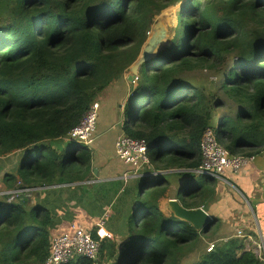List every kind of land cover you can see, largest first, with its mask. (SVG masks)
Returning <instances> with one entry per match:
<instances>
[{
	"label": "trees",
	"instance_id": "1",
	"mask_svg": "<svg viewBox=\"0 0 264 264\" xmlns=\"http://www.w3.org/2000/svg\"><path fill=\"white\" fill-rule=\"evenodd\" d=\"M173 4H180L178 23L141 65L124 103L123 132L149 143L151 163L170 157L173 167L188 169L200 166L209 128L233 154L264 149V0H0V155L24 151L17 176H8L11 189L91 175V150L69 132L138 59L154 17ZM204 66L218 77L216 93L191 82ZM222 95L231 101L227 111ZM148 171L123 245L103 239L98 261L75 257L62 264L184 262L210 229L166 216L159 200L167 176L153 181ZM185 186L178 199L199 207L204 190L193 181ZM38 191L11 201L0 195V264H45L53 217L32 201ZM193 264L264 260L245 250L243 237H231Z\"/></svg>",
	"mask_w": 264,
	"mask_h": 264
},
{
	"label": "crops",
	"instance_id": "2",
	"mask_svg": "<svg viewBox=\"0 0 264 264\" xmlns=\"http://www.w3.org/2000/svg\"><path fill=\"white\" fill-rule=\"evenodd\" d=\"M128 77L129 74L125 73L117 83L102 93L104 96L110 90L114 93L120 84L122 86L119 88L118 97L112 102L114 113L111 115L113 121L110 127L113 128V134L110 144L113 154L108 153L107 156H100L98 159L94 155L91 162L92 173L86 180L61 186L45 185L32 199L34 203L50 210L53 217L51 227L53 238L69 230L73 223L94 231L98 228L99 221L104 219L103 229L109 234L105 239L116 242L119 247L126 240L129 217L137 208L139 186L142 178L149 174V169L143 173L141 171L151 167V165L144 166L140 172L131 173L129 178L124 179V173L133 171L134 166L118 158L115 152L117 137L123 132L121 122L124 103L134 82L131 83ZM104 128H96L94 134L96 140L100 141L102 136L98 132ZM21 155H24L23 150L2 156L6 170L3 174L4 178L0 181V190L12 188L9 186L12 180L8 176H17ZM253 155L255 158L239 172L228 170L225 180L203 175L206 184L195 188L202 189L205 193V199L199 207H203L215 219L208 232L211 234L210 241L219 243L231 237H241L238 232L242 231L245 234L243 237L245 250L253 249L259 255L255 242H264V149ZM13 157H15L14 162ZM163 175L165 176V174L159 175L160 177L155 176V179ZM184 176L180 178L177 191L181 187L186 189L184 183L189 175ZM87 180L98 181L93 185L84 184ZM167 204L168 202L161 204L160 208L166 216H171L173 214ZM262 235L263 239H261ZM262 255L264 256V247Z\"/></svg>",
	"mask_w": 264,
	"mask_h": 264
},
{
	"label": "built area",
	"instance_id": "3",
	"mask_svg": "<svg viewBox=\"0 0 264 264\" xmlns=\"http://www.w3.org/2000/svg\"><path fill=\"white\" fill-rule=\"evenodd\" d=\"M151 31H148L150 34ZM137 79V78H136ZM135 79V81H136ZM100 102L94 101L89 109L83 114L79 123L75 125L69 132V137L82 144L90 145V138L94 136L97 121L99 116ZM115 151L118 158L125 163L134 166L133 171L124 173L123 178L130 177L131 173H138L144 166L151 165L149 155V143L145 139H138L122 132L115 143ZM202 159L200 166L193 170L198 175H207L214 179L225 180V175L228 170L239 172L250 161L255 158V155L233 154L223 143L217 138L216 131L209 128L205 131L201 141ZM98 180L85 181L87 183H95ZM73 184V183H70ZM69 185V184H62ZM42 187H22L14 189L0 190V195H8L9 201L13 200L22 193L31 195ZM27 195V194H26ZM104 219L98 223V228L94 231L88 230L83 226L73 223L70 229L52 238L50 253L45 261V264H62L69 261L73 257H86L94 260H99L101 243L109 234L103 229ZM96 233L98 238L93 236ZM238 235L245 237L242 231ZM250 238H252L250 236ZM263 239V235L261 237ZM256 250L259 256L264 260L263 247L264 242H255ZM214 243H210L207 251H212Z\"/></svg>",
	"mask_w": 264,
	"mask_h": 264
},
{
	"label": "rangeland",
	"instance_id": "4",
	"mask_svg": "<svg viewBox=\"0 0 264 264\" xmlns=\"http://www.w3.org/2000/svg\"><path fill=\"white\" fill-rule=\"evenodd\" d=\"M179 11H180V4H173V5H169L167 8L162 10L159 14H157L154 17L155 24L153 26H155L157 23H160L163 26V28H165V30H166L167 38H166V40H164V42H166L167 39L169 38V36H172L174 33V28L178 23ZM150 31L152 32L153 30L151 29ZM150 34H148V36H149L148 39L152 35V34L151 35ZM164 42L161 45H163ZM158 46H160V44ZM126 74H129V70L126 72ZM189 77H190L192 83L197 84L198 86L204 87L208 91L215 92V93L217 92V88L219 86L218 77H217V75H215V73L212 70H210L206 66H204L202 68L195 69L190 74ZM118 81H119V79L117 81H115L113 84H111L110 86L114 85ZM110 86L108 88H110ZM120 87H122L121 84L119 87L116 88V91L114 93L111 92V90H110V92H107L105 94V96H104V94H102L97 99L100 102L99 116H98V121H97V129H103V127H105V128H104V130L98 132V134H100L102 136L100 141L96 140L95 139L96 136L94 135L90 138V145L87 146V148H89L91 150V152L93 153V156L95 155L96 159H98L100 156H107L108 153L113 154L112 147L110 144V138L113 134V130H112L113 128L110 127L111 122L113 121V116H111V115L114 113V108H113L114 103H112V102L115 100V98L118 97ZM225 99L228 100L227 98H225ZM230 107H231V101L228 100V101H226L225 106L222 108V110L227 111V109ZM216 122H218V117H216ZM121 124H122V122H121ZM225 145L229 147V142L226 141ZM81 149H83V148H81ZM2 156L3 155H0V181H1V179L4 178L3 174L6 170L4 160L1 159ZM14 159H15V157L12 158L13 162H14ZM170 161H172V160H170V157H169L163 161L161 160V161L156 162V163H151V167L145 168L141 171V173H143L147 169H153L154 176L160 177L159 175H161V174H165V176H167L168 183L161 186V189L166 188V190L164 191L163 195L160 197L159 205L168 202L170 199H175V197H178L177 196L178 195V191H177L178 189L177 188L179 186L180 178L184 177V175H182V174L195 173L193 170H190L188 168L177 167V166L173 167V165L170 163ZM195 174H197V173H195ZM156 180L157 179H153V181H156ZM192 181L195 183V186H203L204 184H206L205 183L206 180H205L204 176H189L186 178V183H184V184L191 185ZM156 183L157 182L154 183L153 187H156ZM84 184L93 185V184H89L87 182H84ZM148 188L149 187H147L144 191H142L141 194L148 191L149 190ZM167 206H168V204H167ZM168 209H169V206H168ZM108 221L112 222L114 220H108ZM210 235L211 234H208V232H207V234L201 238V240L197 244V247H195V249L192 252H190L189 254H187L184 257V262H182V264H193L198 260V258L200 259V257L205 252H207V249L211 243V241H210L211 236ZM73 258H75V257H73Z\"/></svg>",
	"mask_w": 264,
	"mask_h": 264
},
{
	"label": "water",
	"instance_id": "5",
	"mask_svg": "<svg viewBox=\"0 0 264 264\" xmlns=\"http://www.w3.org/2000/svg\"><path fill=\"white\" fill-rule=\"evenodd\" d=\"M152 30V35L150 34L151 37L144 43L138 59L129 67L128 78L131 82L138 78L141 65L155 55L159 47L158 45H161L167 38L166 30L160 23L153 26ZM150 186L151 184L146 186L142 191ZM168 206L175 217L189 222L198 231H208L214 223V217L204 210L203 207H185L178 198L170 199Z\"/></svg>",
	"mask_w": 264,
	"mask_h": 264
}]
</instances>
